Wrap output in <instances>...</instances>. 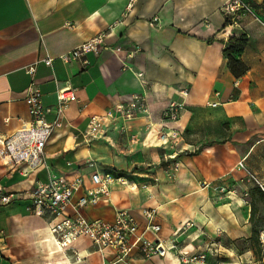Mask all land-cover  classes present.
<instances>
[{"label":"crops","instance_id":"crops-1","mask_svg":"<svg viewBox=\"0 0 264 264\" xmlns=\"http://www.w3.org/2000/svg\"><path fill=\"white\" fill-rule=\"evenodd\" d=\"M225 1L0 0V136L12 135L30 119L25 96L32 81L44 104L54 108L59 88L68 83L77 88V100L67 104L62 125L46 143L44 165L13 169L0 155V192L11 195L0 203V264H211L186 259L197 248L199 221L207 219L219 185L231 186L248 173V185L264 195V0H249L261 20L244 17L231 29L221 10ZM102 31L109 49L89 53L88 65L59 58ZM241 34L248 44L239 59L248 71L238 78L224 49L232 35ZM46 57L53 58L50 65ZM36 61L31 76L24 68ZM138 92L146 95L150 114L129 122L115 117L116 105ZM172 101L182 104L181 117L166 123L162 111ZM92 116L98 117L96 128ZM175 127L182 129V139L167 151L177 154L180 168L170 175L161 164L166 149L157 140L159 131ZM242 159L245 168L239 166ZM96 168L126 184L115 181L109 202L82 212L113 221L117 208H129L143 227L144 208L155 207L158 236L177 249L150 258L137 250L116 263L113 249L97 251L80 237L73 244L81 261L71 251L56 252L50 227L76 214L73 205L83 190L58 217L31 212L30 195L51 173L82 174L88 187ZM113 168L127 174L119 176ZM260 206L264 209V200ZM188 222L193 225L186 227Z\"/></svg>","mask_w":264,"mask_h":264},{"label":"built area","instance_id":"built-area-1","mask_svg":"<svg viewBox=\"0 0 264 264\" xmlns=\"http://www.w3.org/2000/svg\"><path fill=\"white\" fill-rule=\"evenodd\" d=\"M133 1V0H132ZM221 10L226 18L227 28L238 26L244 17L261 20L258 17L254 5L249 0H226ZM158 20V18H155ZM107 32H100L92 38L78 44L69 51L59 55L63 63L75 60L82 61L88 65L89 53L98 54L102 50L109 49L107 44ZM119 52L120 48L114 49ZM132 56V52L129 54ZM52 57L43 59L45 64L52 63ZM37 62L25 66L26 73L33 76L37 70ZM26 101L29 104L30 119L23 121L21 127L8 137L0 136V147L9 157L7 162L11 168L21 169L26 164L28 169H35L45 164L44 148L55 127L62 125V117L69 102L77 100V88L68 83L57 91L58 107L46 105L43 102V93L36 82L32 81L26 90ZM182 104L172 101L162 111V118L166 123L178 122L181 117ZM117 115L124 121H132L141 114H150L149 102L142 92L134 93L132 98L125 104H117L115 107ZM55 113L53 121H47V115ZM97 116H92L91 125L96 128L99 124ZM182 129L175 127L169 130H161L158 138L161 145L166 149L164 160L168 163V171L173 175L180 168L177 154L167 151L174 150L182 139ZM17 143L14 145L13 143ZM15 146V147H13ZM2 155V154H0ZM245 159L239 162V166L245 168ZM250 176H255L250 173ZM256 179V178H255ZM85 177L82 174L64 175L51 173L49 180L38 182L32 191L29 210L37 215H52L55 217L65 214L66 208L72 203L74 196L83 190L76 203L73 205L76 211L74 216H66L50 227L51 235L56 243V252L68 255L72 252L76 261H81L83 256L74 247V241L80 237L89 238L97 251L113 249L117 254L116 263H125L135 251H140L145 257L166 256L169 251L177 249V244H168L165 239L158 236L161 225L156 223L157 208L146 207L143 210L144 225L134 216L129 208H117L115 219L107 221L101 218H89L82 211L85 207L96 205L101 202H109L112 184L119 181L126 184L122 177H114L110 172H102L95 169L90 173V185L85 187ZM210 183L204 182V186ZM264 190V183H261ZM11 195L0 192V203H8ZM192 222L186 223V227L192 226ZM147 234L156 237V241L150 239ZM264 244V231L261 232ZM264 247V245H263ZM192 255L190 258L193 261ZM205 259L206 255H199Z\"/></svg>","mask_w":264,"mask_h":264},{"label":"rangeland","instance_id":"rangeland-1","mask_svg":"<svg viewBox=\"0 0 264 264\" xmlns=\"http://www.w3.org/2000/svg\"><path fill=\"white\" fill-rule=\"evenodd\" d=\"M157 141H160L159 138ZM160 154L161 164L168 168V163L163 160V151ZM6 165L10 166L9 163ZM151 167H156V164ZM219 186L210 197L213 207L207 210V219L199 221L201 231L195 239L197 248L192 254L195 255L193 261H208L211 264H264V244L261 239V232L264 231V209L259 210L263 202L260 192L254 183L248 185V173L237 176L231 186ZM248 206L257 208L252 221L248 220V213H251ZM199 255H206V258L200 259ZM190 257L186 260L192 263Z\"/></svg>","mask_w":264,"mask_h":264},{"label":"trees","instance_id":"trees-1","mask_svg":"<svg viewBox=\"0 0 264 264\" xmlns=\"http://www.w3.org/2000/svg\"><path fill=\"white\" fill-rule=\"evenodd\" d=\"M247 44H248V38L244 34H241L239 36L232 35L229 38V42L227 43L226 48L224 49V55L229 60L230 69L233 72V74L238 78L242 77L248 71V66L239 59V56L243 53ZM112 171L116 172L119 176H124L127 174L126 171H122V170L117 171V169L115 168H113ZM258 191L260 192L263 201L264 195L259 189ZM261 209L263 210V207L259 206V210ZM256 211L257 208H254L252 206L249 221H252L254 219V215ZM252 250L255 252L257 256H259L254 248H252Z\"/></svg>","mask_w":264,"mask_h":264},{"label":"bare ground","instance_id":"bare-ground-1","mask_svg":"<svg viewBox=\"0 0 264 264\" xmlns=\"http://www.w3.org/2000/svg\"><path fill=\"white\" fill-rule=\"evenodd\" d=\"M1 140H3L1 137H0V144H1ZM160 140V139H159ZM161 141V140H160ZM14 145H17V143H13ZM15 147V146H13ZM3 149L0 147V154H2L1 156L3 157H9L8 155H6V153L4 151H2ZM229 206V205H228ZM229 208V207H228ZM236 221V220H235ZM218 223V222H217ZM219 224V223H218Z\"/></svg>","mask_w":264,"mask_h":264}]
</instances>
